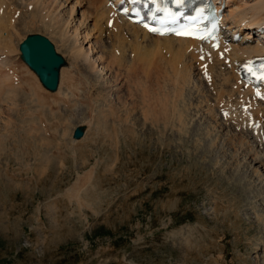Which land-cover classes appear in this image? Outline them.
<instances>
[{"label":"rangeland","instance_id":"374dc122","mask_svg":"<svg viewBox=\"0 0 264 264\" xmlns=\"http://www.w3.org/2000/svg\"><path fill=\"white\" fill-rule=\"evenodd\" d=\"M10 1L16 50L7 69L25 88L12 73L11 90L25 96L18 106L8 92L0 100V264H264L263 164L228 129L211 132L218 122L204 99L186 90L175 99L171 82L139 64L90 72L23 9L28 0ZM70 9L60 18L77 27L86 7ZM35 33L66 61L57 94L24 68L19 45ZM78 126L86 135L73 140Z\"/></svg>","mask_w":264,"mask_h":264},{"label":"bare ground","instance_id":"6f19581e","mask_svg":"<svg viewBox=\"0 0 264 264\" xmlns=\"http://www.w3.org/2000/svg\"><path fill=\"white\" fill-rule=\"evenodd\" d=\"M67 4L68 5L72 4V9H70L71 16H75L76 13L79 12V9L83 10L86 7V10L82 15V19L80 20L77 27L76 24L74 25L75 20L73 21V19H71V21H65L64 19L60 18V14L65 12V6ZM234 4H235V8L232 9L229 15L226 17V20L229 22L228 25H230L229 30L236 29V31L238 32H241L242 30H247V36L244 35L243 40L238 44L231 43L229 47H224L222 49L224 53L223 58H220L217 55V53L216 54L212 53V55L208 56L210 52H207L205 56L206 57L205 60L201 61L202 64H206L203 67H200L201 64L200 65L196 64L197 60L195 59V57L197 54L196 53L197 47L195 42L190 40L176 39L172 37L161 38V37H154L152 35H149L146 31H144L137 25L130 24L127 21H125L122 17L116 15L114 12H110V10L106 8L105 0H28V2L25 3L23 9L28 11V13L34 18H36V16H39L40 17L39 21L42 23L43 27H45L48 30L53 29L52 31L53 34L56 35L54 31L58 32L60 34L59 35L60 40L62 39L63 42L65 43V46L71 50V53L73 54V58L83 60L84 63H87L89 71L90 70L96 71V68L98 66L99 67L103 66L100 70V73L102 72V74H105V71L109 72L114 70L115 67L117 68L115 69L117 70L116 72H118L121 69L123 70V68H127L129 72H132L133 70L135 71V69L137 71V68L135 67L139 64L141 67L142 66L147 67L148 70L152 68L155 74L159 76H164L166 82L167 81L171 82L173 84V86L171 85L172 86L171 89L173 91L172 96H174V98L175 95H178V98L180 99L181 98L180 96L183 94L184 90L189 91L190 93H192V95H195V98L198 95L201 99H204V103H202L203 101H201L200 103L204 104L203 110L207 114L208 118L219 123V124L217 123L216 126L210 127L211 132L219 136V133L221 131H223L224 129H228L229 130L228 134H230L231 140L234 141V143H237L238 146H241L239 147L241 150L243 149V147H247L248 148L247 150H251V153L248 155L252 156L253 153V157H255V161L258 164L262 163L263 164L262 168H264V151L259 149L258 145L255 143L253 138L250 135L245 134V132L243 131L237 133L231 130L230 129L231 126L228 125V123L220 122L217 116H215L216 115L215 112L217 110H223V109H230L232 116L234 114L233 109L237 95H243L244 98L246 99L245 104H248L247 112L249 113V115L253 112H256V114H262L264 116V103L258 104L255 100H251L246 95V92L243 91L242 87L239 85L238 80L235 77V73L233 72V69H228L227 68L228 64L226 63V60L228 59L231 65H235L243 60L264 57V44L261 41L262 39H259L258 42H256L257 43L256 45H253V43L250 40L252 38L251 36L254 33L256 34L259 33V35H261L262 38H264V34H262L264 32L262 29L263 28L262 25H264V0H242V2L235 1ZM14 9H15V5L12 4L10 0L9 1L0 0V55H6V57L4 56L5 58L0 56V64H1L0 65V100H3L5 96L3 97L2 95H5V92H8V94L10 93L9 94L10 101H12L16 105L19 99L23 98L25 95L22 94L23 95L22 96L21 94H19L21 92L19 91L18 93L15 88L14 89L12 88L11 90V87L15 86V84L12 85L10 83L11 80L12 83L13 82L15 83V80L11 78L14 76L9 77V74L6 71V69L8 68L7 63L9 64L10 61L7 58H9L11 54H13V51L16 50L14 47L15 45L12 46L13 43H11L12 41L11 39L13 38L8 35V32L10 31L9 27L10 28L12 27L11 29L14 28V24L12 23L13 18L9 17L8 14H12L15 12L17 13V11H15ZM18 12L20 13L19 10ZM111 18L114 19V22L112 26L109 27V20ZM91 24H93L92 25L93 27L89 28L88 25ZM72 29H74V32L71 36L69 32H71ZM83 32H85L84 36H83ZM35 35H40L47 39L49 38L39 33L31 34L24 38V40L20 43L19 47L23 44V42H25L29 38V36H35ZM49 40L51 39L49 38ZM81 40H83L82 45H80ZM96 41L99 43L97 46L98 48L94 47L95 46L94 45L91 46L88 49V51L85 50L84 44H89ZM96 52L99 53V55L97 57V60L96 61L94 60L95 61L94 63L91 61V58L92 56H95ZM127 52L130 53L129 56H127ZM22 61L25 63L23 59ZM24 68L27 69L29 68V66L28 67L25 66ZM9 70L11 71L13 70L12 72L9 71L11 72V74L13 73L12 75L15 74L14 73L15 68L14 69L9 68ZM30 70L34 72L32 69ZM62 70L63 69H59L60 72H62ZM127 70L126 73H129L127 72ZM144 70L143 73H148V71L144 72ZM199 70L202 71V74H205L207 76L206 81L209 84H207L205 79H203L201 75L198 73ZM35 74L36 73L34 72L33 74L34 77L37 76L36 80H38L39 84H41L38 75L36 74L35 76ZM119 74L123 75L122 73ZM15 75H16L15 79H18L20 81L19 86L17 87H20L22 90H24L25 88L24 86H22V82H21L22 80L20 79L21 78L20 75L18 74ZM60 82L56 92H54L56 94L57 92L60 91L61 86L64 83L62 79ZM87 84L89 83L87 82ZM86 93L89 96L88 91H86ZM163 97L166 96H164L163 94ZM87 98L88 97H86V99ZM169 98L171 99L172 97ZM158 99L160 100V98ZM170 99H165L168 100L167 102H169V104H166L167 106L165 105L168 108H171V105L175 103ZM91 100L92 99H90L88 102H90ZM162 101L164 102V100ZM178 101L179 100H177V104L179 105L180 103H178ZM68 102L65 100L62 102L64 104L61 105H63L64 108L69 107L70 103L68 104ZM163 102H161V104H163ZM18 103L17 106L19 105ZM14 104L12 106H14ZM92 108L94 109V107ZM168 108L166 109L168 110ZM7 109L6 111L8 112ZM11 109L9 110V112L14 111L13 110L14 108ZM163 112L167 113L166 110H163ZM31 115H32L31 120L37 118V116H35L37 114L32 113ZM156 116L157 115H155V117ZM233 117H237V114L233 115ZM59 119L61 120V118ZM49 124L51 127L52 125L50 121ZM43 126L45 127L46 125ZM236 127H239V125H236ZM222 128L224 129L222 130ZM51 129L54 130V128ZM257 138L263 140L264 136L258 135ZM232 141L230 143H232ZM236 147L237 146H235V148ZM242 151L244 152V150ZM249 152L247 151V153ZM112 263L113 262L109 264Z\"/></svg>","mask_w":264,"mask_h":264},{"label":"water","instance_id":"95a60500","mask_svg":"<svg viewBox=\"0 0 264 264\" xmlns=\"http://www.w3.org/2000/svg\"><path fill=\"white\" fill-rule=\"evenodd\" d=\"M23 60L39 76L44 87L55 92L59 82V69L65 64L62 56L57 54L54 45L43 36L35 35L20 46ZM84 128L78 127L74 139H81Z\"/></svg>","mask_w":264,"mask_h":264},{"label":"snow or ice","instance_id":"6c2138e0","mask_svg":"<svg viewBox=\"0 0 264 264\" xmlns=\"http://www.w3.org/2000/svg\"><path fill=\"white\" fill-rule=\"evenodd\" d=\"M177 3H181L182 0H176ZM145 27L149 28V31L152 32H158L160 31L157 28L154 27H149L147 24L145 25ZM161 34H165L163 32H161ZM176 35H180V36H185V37H193V38H197V39H206L207 37L203 36V35H199L198 34V30L195 28H191V27H185L184 29H181L180 31L176 32ZM261 68L264 69V65H261ZM250 72L253 71V69L249 68L248 69ZM254 75H257L256 73H253ZM257 79L259 80H264V71H262L261 73H259L257 75ZM257 95H260V93H257ZM262 99H264V96H261Z\"/></svg>","mask_w":264,"mask_h":264}]
</instances>
